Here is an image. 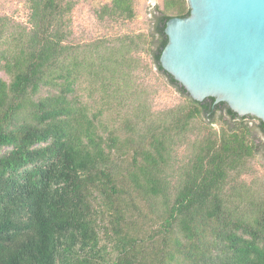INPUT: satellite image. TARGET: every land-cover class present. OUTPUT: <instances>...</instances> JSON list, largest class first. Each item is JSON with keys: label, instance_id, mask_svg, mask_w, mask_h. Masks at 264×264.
Wrapping results in <instances>:
<instances>
[{"label": "trees", "instance_id": "1", "mask_svg": "<svg viewBox=\"0 0 264 264\" xmlns=\"http://www.w3.org/2000/svg\"><path fill=\"white\" fill-rule=\"evenodd\" d=\"M26 2V24L0 17V264H264V178L245 177L246 119L264 121L195 100L160 62L187 0H163L150 32L78 42L73 0ZM140 70L184 102L153 110Z\"/></svg>", "mask_w": 264, "mask_h": 264}, {"label": "water", "instance_id": "2", "mask_svg": "<svg viewBox=\"0 0 264 264\" xmlns=\"http://www.w3.org/2000/svg\"><path fill=\"white\" fill-rule=\"evenodd\" d=\"M187 2L188 16L166 22L161 65L195 100L264 121V0Z\"/></svg>", "mask_w": 264, "mask_h": 264}, {"label": "rangeland", "instance_id": "3", "mask_svg": "<svg viewBox=\"0 0 264 264\" xmlns=\"http://www.w3.org/2000/svg\"><path fill=\"white\" fill-rule=\"evenodd\" d=\"M73 1L75 6L70 16V26L71 39L75 42L115 33L150 32L163 7V0H134L136 15L133 19L113 20L110 17L100 19L98 16L100 7L111 0ZM28 14L26 0H0V17H4L9 23L26 24ZM142 56L144 60L151 63L147 55L142 53ZM139 75L142 81L151 86L153 110L162 111L184 102V96L178 89L158 72L146 73L140 70ZM218 118L219 122L212 124L217 129L220 128L221 123L228 120L223 112L218 113ZM246 121L252 129V136L258 144V149L248 169L249 174L245 177L255 181L262 180L264 178V133L260 130L257 119L247 118Z\"/></svg>", "mask_w": 264, "mask_h": 264}]
</instances>
